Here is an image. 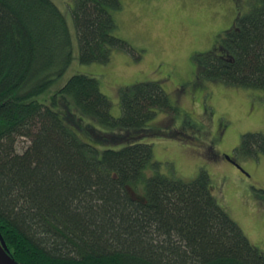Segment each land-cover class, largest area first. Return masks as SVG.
Returning a JSON list of instances; mask_svg holds the SVG:
<instances>
[{"label": "trees", "instance_id": "16d2710c", "mask_svg": "<svg viewBox=\"0 0 264 264\" xmlns=\"http://www.w3.org/2000/svg\"><path fill=\"white\" fill-rule=\"evenodd\" d=\"M68 3L82 63L128 48L116 34L120 0ZM250 4L231 33L197 52V83L264 90V0ZM70 45L56 0H0V233L10 254L20 264H264L205 169L193 179L158 171L146 140L188 135L156 119L176 108L160 79L123 88L118 117L93 74L38 97L62 74ZM236 153L264 155V133L243 134Z\"/></svg>", "mask_w": 264, "mask_h": 264}, {"label": "rangeland", "instance_id": "374dc122", "mask_svg": "<svg viewBox=\"0 0 264 264\" xmlns=\"http://www.w3.org/2000/svg\"><path fill=\"white\" fill-rule=\"evenodd\" d=\"M56 1L67 18L71 33L68 49L73 55L67 58L65 52L60 63L65 65L62 74L38 97L43 99L57 90L72 74H93L111 100L113 116L118 117L122 114L123 88L160 79L176 108L174 118L159 111L156 119L172 123L188 135H159L146 140L153 144L158 171L193 179L205 169L221 205L264 250V155L253 158L236 153L244 169L224 156L233 155L243 134L264 133V90L206 78L197 83L195 78L197 59H205L203 54L196 57L197 52L208 51L216 34L234 21L232 0H120L122 7L114 12L116 34L126 40L128 48L113 49L106 63L79 60L71 0ZM27 144L28 139L20 138L18 150Z\"/></svg>", "mask_w": 264, "mask_h": 264}, {"label": "flooded vegetation", "instance_id": "af4514ba", "mask_svg": "<svg viewBox=\"0 0 264 264\" xmlns=\"http://www.w3.org/2000/svg\"><path fill=\"white\" fill-rule=\"evenodd\" d=\"M232 3L235 6V18L238 16V14L243 15L245 12H247L249 10V8H250V5H251L250 4V0H232ZM235 18H234V21L227 28H224V29L220 30L216 34V37H220L221 36L223 38V37H226V35L228 33H231L232 32V29L236 26ZM216 39L214 40V42L212 43V45L207 48L208 50L209 49H212L216 45L215 42L218 40V39L217 40ZM226 155H227V153H224V156H226ZM235 160L238 161L241 164V162L238 159L235 158ZM243 168H244V166H243ZM239 169H241V168H239Z\"/></svg>", "mask_w": 264, "mask_h": 264}, {"label": "water", "instance_id": "95a60500", "mask_svg": "<svg viewBox=\"0 0 264 264\" xmlns=\"http://www.w3.org/2000/svg\"><path fill=\"white\" fill-rule=\"evenodd\" d=\"M226 158L231 161L232 163H234L236 166H238L241 169H244L243 166L236 161L235 159H233L229 154L226 155ZM129 191L131 192V194L136 197V198H140L135 191H133L131 188H129ZM0 264H20L17 259L15 257H13L10 252H9V248L7 246V243L5 241V239L3 238L2 234L0 233Z\"/></svg>", "mask_w": 264, "mask_h": 264}]
</instances>
